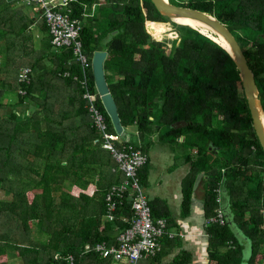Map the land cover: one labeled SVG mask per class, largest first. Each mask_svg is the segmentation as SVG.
<instances>
[{
  "label": "trees",
  "instance_id": "obj_1",
  "mask_svg": "<svg viewBox=\"0 0 264 264\" xmlns=\"http://www.w3.org/2000/svg\"><path fill=\"white\" fill-rule=\"evenodd\" d=\"M168 1L214 14L229 28L255 74L264 107V0ZM22 3L0 0V264H66L71 254L78 264H112L114 258L83 255L82 249L117 244V234L129 227L107 218V194L123 175L116 177V160L91 124L83 89L74 80L82 71L72 51L54 49L45 21ZM86 6H95L94 15L85 16L91 14ZM69 9L82 22L92 89V60L111 38L105 72L121 124L135 126L142 141L157 132L189 155L194 151L187 157L191 173L183 214L189 215L201 172L208 178L207 218L219 207L216 190L228 193L227 225L207 229L213 264H264V150L231 55L191 27H170L151 0H72ZM167 32L180 34L174 47L153 39ZM23 68L32 70L29 83L19 81ZM97 106L116 135L100 98ZM136 147L147 153L146 146ZM148 164L139 172L144 184ZM132 204L126 199L118 218L127 214L131 220ZM238 234L250 246L247 262Z\"/></svg>",
  "mask_w": 264,
  "mask_h": 264
},
{
  "label": "built area",
  "instance_id": "obj_2",
  "mask_svg": "<svg viewBox=\"0 0 264 264\" xmlns=\"http://www.w3.org/2000/svg\"><path fill=\"white\" fill-rule=\"evenodd\" d=\"M24 0V3L34 8L35 18L45 21L49 28L54 49L70 50L74 59L81 67L82 76H74L83 89V99L86 102V110L94 126L101 135V146L112 153L117 163V170L123 174V179L114 183L107 194L108 220H117V211L124 204L125 200H133V217L131 220L125 219L129 227L119 236L118 245L110 246L108 242L97 244H86L82 249L83 255L96 253L104 258H114L116 261L128 260L132 264H137L141 259L148 256H156L160 250L162 238L168 235V221L156 219L153 215L149 197L145 191V184L140 178V169L149 162V155L141 148H137L131 143H126L123 135H113L109 133V126L105 116L97 106L100 98L97 88L92 89L88 69L91 66V59L85 53L81 37L82 22L72 17L69 4L72 0ZM36 29V25L32 27ZM32 70L23 68L19 74L21 83H29ZM69 73L65 76L69 77ZM21 93L25 90L21 89ZM116 170V168H115ZM218 195V208L216 216L206 221L207 226H226L228 212L223 205L222 188L216 190ZM172 237V235H169ZM66 264H78L74 255L65 258Z\"/></svg>",
  "mask_w": 264,
  "mask_h": 264
},
{
  "label": "crops",
  "instance_id": "obj_3",
  "mask_svg": "<svg viewBox=\"0 0 264 264\" xmlns=\"http://www.w3.org/2000/svg\"><path fill=\"white\" fill-rule=\"evenodd\" d=\"M85 9L91 11H87V13L91 14H85L86 17L92 16L96 12L95 6H86ZM109 77L112 78V81L116 80L115 73H110ZM128 129L135 130L137 142L129 141L130 139L126 132ZM141 138L135 126L124 127V141L135 146L140 147L142 145L147 147L145 149L149 155V164L146 172L148 178L145 182V191L153 206L154 217L167 220L169 230L168 235L162 238L158 254L143 258L137 264H213L211 251H209L212 246L211 235L207 233L208 226L206 225V221L209 218H207L205 204V183L208 179L205 172L199 173L194 182L190 198L189 215L185 216L183 214L185 189L189 183L188 179L191 173V163L187 160V157L193 158L194 151L191 153V150L189 155V151L181 146L161 140L160 134L157 132L149 137L150 140L145 139L142 141ZM178 141H182V139ZM119 175L123 174L117 170L116 165V177ZM216 197L218 202L217 193ZM221 197L223 205L227 209L230 201L228 193L225 192ZM218 205L220 207L219 202ZM125 219H129L127 214H121L120 218L117 216V220L124 221ZM119 234H117V244H110V246L118 245ZM170 234L172 237L169 236ZM231 243L233 244V242ZM241 243L242 245L244 244L243 252L247 251V254L243 253L244 261L247 262L250 257V246L244 240ZM97 255L104 258L100 254ZM112 264L132 263L124 259L121 261L113 260Z\"/></svg>",
  "mask_w": 264,
  "mask_h": 264
},
{
  "label": "water",
  "instance_id": "obj_4",
  "mask_svg": "<svg viewBox=\"0 0 264 264\" xmlns=\"http://www.w3.org/2000/svg\"><path fill=\"white\" fill-rule=\"evenodd\" d=\"M151 3L161 16L168 18L172 22L179 18H187L201 22L202 24H205L211 28L219 37L226 41L230 47L229 49H226L221 44L213 40L222 46L231 55L235 62L241 78L246 99L248 101V106L253 120V127L256 135H258L261 141L262 148L264 150V107L260 100V92L256 83L255 74L250 68L247 57L245 56L240 43L233 33L214 14H209L188 7L177 6L171 4L168 0H151ZM117 34L118 32L116 31L115 35ZM262 37L264 39V35ZM108 57V51L96 52L94 55V60H92V69H94L96 88L99 97L107 115L111 120L113 128L117 135H124V126L121 124L118 106L107 82L105 65Z\"/></svg>",
  "mask_w": 264,
  "mask_h": 264
},
{
  "label": "rangeland",
  "instance_id": "obj_5",
  "mask_svg": "<svg viewBox=\"0 0 264 264\" xmlns=\"http://www.w3.org/2000/svg\"><path fill=\"white\" fill-rule=\"evenodd\" d=\"M46 1H48V0H46ZM58 2H61V0H59ZM21 6L23 7V6H25V10L28 12V13H30V14H34V8L33 7H30V6H28V5H25V3H22L21 4ZM36 15V14H35ZM177 24V23H176ZM171 25H173V22L172 23H170V27H171ZM176 26H178V24L176 25ZM175 28H172V30H174ZM175 31H176V29H175ZM178 32V31H177ZM36 33H37V35H36V37L38 38L39 36H40V34H39V32H37L36 31ZM179 33V32H178ZM181 33H184V31L182 32L181 31ZM114 35H115V33H114ZM180 34H177L175 37H171V35L169 34V32H167V33H165V34H163V36H162V38H158V37H156V35H153V39H155V40H160V41H164V43H166L168 46H170V47H174V44H173V40L174 39H179L180 38V36H179ZM41 37H42V35H41ZM40 37V38H41ZM40 38L39 39H36V40H38L37 42H39V40H40ZM106 48H107V40H105L103 43H102V45H101V49L102 50H106ZM108 75L110 76V73L108 72ZM10 97H12L13 99H15L16 98V95H15V93H11L10 94ZM19 107V106H18ZM126 132H127V134H128V138L130 139L129 141H135V142H137V136L135 135V130H126ZM174 144H177V143H174ZM142 146V145H141ZM140 146V147H141ZM1 197H4V195L3 194H1ZM236 233V232H235ZM234 233V234H235ZM237 237H238V239H239V241L241 242L243 239H242V237L238 234L237 235ZM244 242H247L246 240L244 241ZM245 254H247V251L246 252H244ZM20 263V261H18V260H16V259H12L11 260V264H19Z\"/></svg>",
  "mask_w": 264,
  "mask_h": 264
},
{
  "label": "bare ground",
  "instance_id": "obj_6",
  "mask_svg": "<svg viewBox=\"0 0 264 264\" xmlns=\"http://www.w3.org/2000/svg\"><path fill=\"white\" fill-rule=\"evenodd\" d=\"M174 23H177L179 26H188V27H191V29H193V28L197 29L203 35H205L209 38H212L214 41L218 42L219 44H221L226 49L230 48L229 45L226 43V41L223 38L219 37L216 34V32H214L211 28H209L205 24H202L201 22L194 21V20L187 19V18H179V19H175Z\"/></svg>",
  "mask_w": 264,
  "mask_h": 264
}]
</instances>
